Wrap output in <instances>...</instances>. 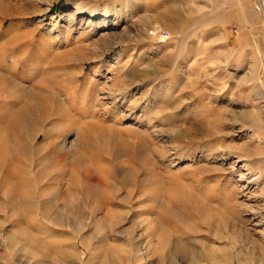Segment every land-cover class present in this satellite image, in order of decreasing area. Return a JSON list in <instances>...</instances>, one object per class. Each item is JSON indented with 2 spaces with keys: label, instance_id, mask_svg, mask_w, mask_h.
<instances>
[{
  "label": "rangeland",
  "instance_id": "374dc122",
  "mask_svg": "<svg viewBox=\"0 0 264 264\" xmlns=\"http://www.w3.org/2000/svg\"><path fill=\"white\" fill-rule=\"evenodd\" d=\"M0 264H264L253 0H0Z\"/></svg>",
  "mask_w": 264,
  "mask_h": 264
},
{
  "label": "built area",
  "instance_id": "2783aa9c",
  "mask_svg": "<svg viewBox=\"0 0 264 264\" xmlns=\"http://www.w3.org/2000/svg\"><path fill=\"white\" fill-rule=\"evenodd\" d=\"M255 9L264 21V0H253Z\"/></svg>",
  "mask_w": 264,
  "mask_h": 264
},
{
  "label": "bare ground",
  "instance_id": "6f19581e",
  "mask_svg": "<svg viewBox=\"0 0 264 264\" xmlns=\"http://www.w3.org/2000/svg\"><path fill=\"white\" fill-rule=\"evenodd\" d=\"M88 15H89L90 17H92L93 13H92V12H90V13H88ZM12 123H13V122H12Z\"/></svg>",
  "mask_w": 264,
  "mask_h": 264
}]
</instances>
